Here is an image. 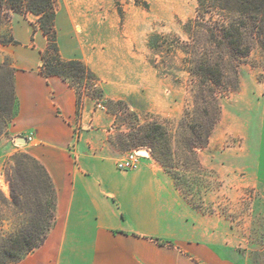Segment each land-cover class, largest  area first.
Segmentation results:
<instances>
[{
    "label": "crops",
    "instance_id": "0c3cea01",
    "mask_svg": "<svg viewBox=\"0 0 264 264\" xmlns=\"http://www.w3.org/2000/svg\"><path fill=\"white\" fill-rule=\"evenodd\" d=\"M55 1L60 56L82 60L105 81L97 67L103 0ZM2 32L15 40L0 45V61L14 68L16 106L6 136L46 168L56 194L45 240L16 264H254L228 238L231 230L216 228L212 216L202 225L153 159L116 167L95 118L85 111L77 117L74 88L39 72L47 39L35 15L13 13Z\"/></svg>",
    "mask_w": 264,
    "mask_h": 264
},
{
    "label": "rangeland",
    "instance_id": "374dc122",
    "mask_svg": "<svg viewBox=\"0 0 264 264\" xmlns=\"http://www.w3.org/2000/svg\"><path fill=\"white\" fill-rule=\"evenodd\" d=\"M195 8V0H103L97 67L106 80L82 94L76 115L85 111L95 118L105 153L115 161L134 150L148 151V159L172 178L202 225L210 224L206 216H212L216 228L231 230L228 238L254 264H264V50L255 43L238 62V87L218 96L220 113L208 144L194 152L188 147L190 132L180 121L186 113L193 121L195 79L181 69L179 52L166 70L151 64L148 35L156 31L184 38L182 24ZM10 121L6 118L0 132V244L30 216L11 202L8 160L27 152L6 136Z\"/></svg>",
    "mask_w": 264,
    "mask_h": 264
},
{
    "label": "trees",
    "instance_id": "16d2710c",
    "mask_svg": "<svg viewBox=\"0 0 264 264\" xmlns=\"http://www.w3.org/2000/svg\"><path fill=\"white\" fill-rule=\"evenodd\" d=\"M195 1L194 16L181 27L184 38L156 31L147 37V46L154 56L153 67L160 65L166 70L169 60L179 52L181 69L195 79L193 121H188V113L180 121L181 128L190 132L191 152L208 144L220 113L218 96L238 87V62L249 55L255 43L264 50V0ZM55 6V0H0V45L15 43L9 33L2 32L3 24L13 13L35 15L38 28L47 39L39 72L46 77L55 75L66 80L76 92L78 111L82 94L101 81L82 60L60 56ZM7 60L0 62V132L6 118H13L16 106L14 68ZM99 95L102 96L101 91ZM155 159L167 168L158 156ZM8 162L11 164L6 177L11 202L16 207H25L30 216L18 232L2 240L0 264H16L43 243L54 223L56 204L50 176L36 158L28 153H14Z\"/></svg>",
    "mask_w": 264,
    "mask_h": 264
},
{
    "label": "built area",
    "instance_id": "2783aa9c",
    "mask_svg": "<svg viewBox=\"0 0 264 264\" xmlns=\"http://www.w3.org/2000/svg\"><path fill=\"white\" fill-rule=\"evenodd\" d=\"M28 139H30V137H28ZM148 156L149 152L146 150H134L118 160L116 162V167L123 171L133 169L137 166L140 158H146Z\"/></svg>",
    "mask_w": 264,
    "mask_h": 264
},
{
    "label": "water",
    "instance_id": "95a60500",
    "mask_svg": "<svg viewBox=\"0 0 264 264\" xmlns=\"http://www.w3.org/2000/svg\"><path fill=\"white\" fill-rule=\"evenodd\" d=\"M21 142H25V140L21 141Z\"/></svg>",
    "mask_w": 264,
    "mask_h": 264
}]
</instances>
